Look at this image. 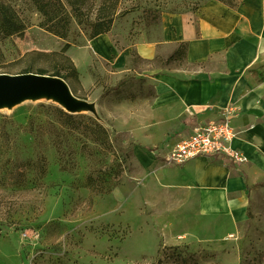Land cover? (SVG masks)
Returning a JSON list of instances; mask_svg holds the SVG:
<instances>
[{
    "label": "rangeland",
    "instance_id": "1",
    "mask_svg": "<svg viewBox=\"0 0 264 264\" xmlns=\"http://www.w3.org/2000/svg\"><path fill=\"white\" fill-rule=\"evenodd\" d=\"M206 1L117 0L109 31L129 46L156 41L163 13L194 11ZM39 2L46 16L34 0H0L17 27L7 35L0 24V74L58 71L74 98L67 109L38 90L0 99V264H264V185L252 190L246 221L211 230L194 215L193 199L175 207V194L148 180L136 155L151 157L146 146L101 120V100L119 86L104 73L108 63L84 48L98 20L110 17L111 3ZM177 57L180 62L162 56L148 62L131 51L123 63L152 70L182 65ZM143 89L131 87L122 96ZM113 96L112 110L119 99Z\"/></svg>",
    "mask_w": 264,
    "mask_h": 264
},
{
    "label": "crops",
    "instance_id": "2",
    "mask_svg": "<svg viewBox=\"0 0 264 264\" xmlns=\"http://www.w3.org/2000/svg\"><path fill=\"white\" fill-rule=\"evenodd\" d=\"M180 45L179 66L140 70L123 63L131 51L141 61L169 59ZM84 49L103 66L108 63L104 73L116 84L127 73L134 74L101 100L104 119L99 115L112 123L115 133L146 146L151 157L136 155L146 166L148 180L157 179L175 194V207L184 208L183 201L193 199L194 215L211 230H233L246 221L250 194L264 185V0H242L236 8L208 0L194 11L163 13L159 40H136L129 46L111 30L90 39ZM178 58L172 62H180ZM136 86L143 92L122 96ZM113 95L119 97L114 110ZM226 108L234 110L233 145L246 162L197 158L183 166L159 164L179 140L195 127L216 121Z\"/></svg>",
    "mask_w": 264,
    "mask_h": 264
},
{
    "label": "built area",
    "instance_id": "3",
    "mask_svg": "<svg viewBox=\"0 0 264 264\" xmlns=\"http://www.w3.org/2000/svg\"><path fill=\"white\" fill-rule=\"evenodd\" d=\"M233 115L234 110L226 108L216 121L195 127L188 137L179 140L170 149L163 157V162L169 166H183L197 158H224L233 164L246 162L242 151L233 145Z\"/></svg>",
    "mask_w": 264,
    "mask_h": 264
},
{
    "label": "trees",
    "instance_id": "4",
    "mask_svg": "<svg viewBox=\"0 0 264 264\" xmlns=\"http://www.w3.org/2000/svg\"><path fill=\"white\" fill-rule=\"evenodd\" d=\"M216 1H219L223 4H225L226 6L230 7V8H236L242 0H239V2L233 4L232 2H229V1H225V0H216ZM109 2L111 3V6L109 7V10L106 14H109L110 17L107 19V20H102V21H99L95 24V28L91 34V37L90 39L92 38H95L97 37L98 35H101V34H104V33H107L109 30H110V27H111V23H112V16L115 14V10H116V3H117V0H104L103 4H102V7H105L107 6V4H109ZM34 3L36 4L37 8L39 9V11L44 15L46 16V13H45V10H44V7L43 5L41 4V2H39V0H34ZM51 20V19H50ZM0 24L6 29L7 31V35L17 31V27H16V24L15 22H13V15L11 14L10 11L7 10V8H4L2 10H0ZM57 35V34H56ZM61 38H64L63 35H57ZM68 48V44H66L64 46V48H62V52H65ZM183 55V47L180 45L179 48L176 50L175 54L173 56H171L168 61H172L175 59V57L177 56H182ZM22 73H30L29 71H24ZM38 74L40 75H47V73L43 70H40L38 72ZM71 75L72 77L74 78L75 81H79L78 79V72H77V69L76 67L72 64L71 62ZM50 76H53V77H58V78H61L62 80H65L66 81V77L65 76H62L58 71L55 72V73H52L50 74ZM125 82L124 79L120 80L116 86H120L122 85L123 83ZM72 92L74 93V91L72 90ZM64 113V112H62ZM65 114V117L66 118H71L70 115Z\"/></svg>",
    "mask_w": 264,
    "mask_h": 264
},
{
    "label": "water",
    "instance_id": "5",
    "mask_svg": "<svg viewBox=\"0 0 264 264\" xmlns=\"http://www.w3.org/2000/svg\"><path fill=\"white\" fill-rule=\"evenodd\" d=\"M60 80L62 79L58 77L40 74H0V99L13 96H21L25 95L26 93L30 94L31 92H34L36 90L51 93L59 87ZM73 98L74 96L72 95L71 99ZM62 99L65 101L66 109L68 106H71V99H68V97Z\"/></svg>",
    "mask_w": 264,
    "mask_h": 264
},
{
    "label": "bare ground",
    "instance_id": "6",
    "mask_svg": "<svg viewBox=\"0 0 264 264\" xmlns=\"http://www.w3.org/2000/svg\"><path fill=\"white\" fill-rule=\"evenodd\" d=\"M29 93H26L25 95L23 96H26L28 95ZM49 95L47 96V99L48 100H51L53 102H56L57 104H59L60 106H65V101L62 99V98H65V97H68V99H71L72 98V94L68 88V86L66 85V83L62 80H60V85L59 87L51 92V93H48Z\"/></svg>",
    "mask_w": 264,
    "mask_h": 264
}]
</instances>
